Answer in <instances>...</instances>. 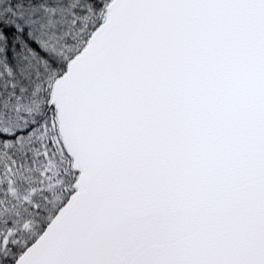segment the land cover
Wrapping results in <instances>:
<instances>
[{"label": "snow or ice", "instance_id": "1", "mask_svg": "<svg viewBox=\"0 0 264 264\" xmlns=\"http://www.w3.org/2000/svg\"><path fill=\"white\" fill-rule=\"evenodd\" d=\"M0 264H264V0H0Z\"/></svg>", "mask_w": 264, "mask_h": 264}]
</instances>
